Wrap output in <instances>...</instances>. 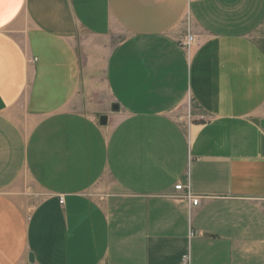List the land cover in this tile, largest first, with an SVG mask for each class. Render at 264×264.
<instances>
[{
	"label": "crops",
	"instance_id": "0c3cea01",
	"mask_svg": "<svg viewBox=\"0 0 264 264\" xmlns=\"http://www.w3.org/2000/svg\"><path fill=\"white\" fill-rule=\"evenodd\" d=\"M0 264H264V0H0Z\"/></svg>",
	"mask_w": 264,
	"mask_h": 264
},
{
	"label": "built area",
	"instance_id": "2783aa9c",
	"mask_svg": "<svg viewBox=\"0 0 264 264\" xmlns=\"http://www.w3.org/2000/svg\"><path fill=\"white\" fill-rule=\"evenodd\" d=\"M194 41V37L192 35H189L186 39H185V45L186 46H190L192 44V42ZM175 190L179 191V192H183L184 196L183 197H187L189 199H193V196L191 194V192L189 191V189H186V187L182 184H179L177 186H175ZM188 190V191H187ZM181 196H178V198H180ZM64 200L61 199V203H63ZM193 204L197 205L198 204V200H193Z\"/></svg>",
	"mask_w": 264,
	"mask_h": 264
},
{
	"label": "water",
	"instance_id": "95a60500",
	"mask_svg": "<svg viewBox=\"0 0 264 264\" xmlns=\"http://www.w3.org/2000/svg\"><path fill=\"white\" fill-rule=\"evenodd\" d=\"M112 111L113 112H119L120 111V105L119 104H113ZM30 261L34 262V255L33 254L30 255Z\"/></svg>",
	"mask_w": 264,
	"mask_h": 264
}]
</instances>
